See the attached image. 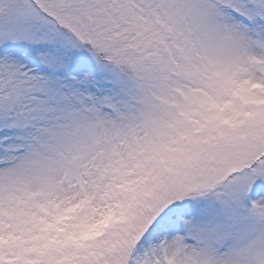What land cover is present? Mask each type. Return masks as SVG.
<instances>
[{"label": "snow or ice", "instance_id": "obj_1", "mask_svg": "<svg viewBox=\"0 0 264 264\" xmlns=\"http://www.w3.org/2000/svg\"><path fill=\"white\" fill-rule=\"evenodd\" d=\"M0 264H264V0H0Z\"/></svg>", "mask_w": 264, "mask_h": 264}]
</instances>
